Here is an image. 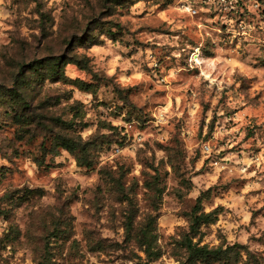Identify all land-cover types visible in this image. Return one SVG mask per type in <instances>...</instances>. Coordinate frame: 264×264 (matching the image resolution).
Listing matches in <instances>:
<instances>
[{
	"label": "rangeland",
	"instance_id": "1",
	"mask_svg": "<svg viewBox=\"0 0 264 264\" xmlns=\"http://www.w3.org/2000/svg\"><path fill=\"white\" fill-rule=\"evenodd\" d=\"M196 209L264 264V0H0V264L186 263Z\"/></svg>",
	"mask_w": 264,
	"mask_h": 264
},
{
	"label": "trees",
	"instance_id": "2",
	"mask_svg": "<svg viewBox=\"0 0 264 264\" xmlns=\"http://www.w3.org/2000/svg\"><path fill=\"white\" fill-rule=\"evenodd\" d=\"M109 36L113 37L116 33H112V31H108ZM69 64V63H67ZM60 65V62H55L53 65L52 71L56 73L55 69ZM38 70V69H36ZM59 146L62 147L65 151L75 154L77 150V146H75L74 141L72 139H60ZM80 166L89 167V165H85L84 163H79ZM198 209V207H197ZM195 210L191 216V225L190 232L186 233L179 241L178 247L180 250L181 257L184 255L187 256L186 263L181 264H259L258 262L252 263V261L247 260L244 263L243 251L245 247L242 245H231V246H221L218 248H209L207 245L200 246L198 243H194V240L201 234L200 228L202 225L211 224L215 220L213 219V213H204L198 212ZM154 225L155 218H151L150 224L146 226L144 230L141 231V239L135 238V242L139 250H144V253L147 257L157 256L155 250H157V245L154 237ZM126 231L129 233V240L131 239V227L127 225ZM185 251L184 253H181ZM180 257V258H181ZM251 255L248 257L250 258ZM140 258V257H138ZM254 259H256L253 256Z\"/></svg>",
	"mask_w": 264,
	"mask_h": 264
}]
</instances>
